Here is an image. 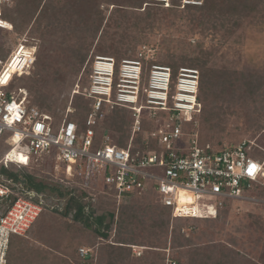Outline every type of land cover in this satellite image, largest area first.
Listing matches in <instances>:
<instances>
[{
  "label": "rangeland",
  "instance_id": "374dc122",
  "mask_svg": "<svg viewBox=\"0 0 264 264\" xmlns=\"http://www.w3.org/2000/svg\"><path fill=\"white\" fill-rule=\"evenodd\" d=\"M139 1L14 0L7 10L6 18L12 23L16 22L18 30L15 27L13 32L0 29V59L5 60L23 39H27L30 45L36 47V62L27 74L15 79L11 90L25 89L30 105L51 114L55 125H59L65 118L75 119L79 113L86 116L91 110L92 101L81 93H84L88 86L89 69L98 57L113 58L117 68L124 60H141L144 61L145 70H142L140 79L139 105L147 106L151 74L155 66L169 68L173 76V71L167 63L180 61L183 55H186L184 52L191 51L189 48L185 49L186 47L182 46L184 44L180 45L181 32L187 29L179 20L171 19L164 23L159 32L143 31L142 27L135 29L129 26L130 23L121 29H116L114 24L112 27H106L114 6L133 7ZM205 2L206 0L201 6L187 7H203ZM98 6L105 17L100 27V31L105 30L103 36L96 27H92L95 25L94 14ZM187 7L180 3L181 10ZM211 11L218 13L219 23L227 19L228 30L224 35L232 32L234 36L227 43L211 38L202 41L204 33L199 35L197 40H190L191 49L197 52L196 55L200 53L197 47L202 42L208 45L205 50H214L209 65L218 74L217 80L207 86V101L199 100V90L200 108L190 122H183L184 131L197 132L202 144L218 148L247 142L252 145L257 156L264 157V0H214ZM86 12L89 16H86ZM170 37L171 41L173 39L175 42H170ZM105 45L112 48H107V53L99 52ZM118 49H121L122 53L127 50L129 57L118 59ZM170 50L175 60L168 58ZM188 64L189 62L186 63ZM183 68L193 69L190 66ZM183 68L171 79L166 110L144 108L140 118V131L136 134H133V112L127 107L114 106L105 109V116L97 126L107 121L116 111L126 113L129 120V140L134 138L140 145L144 139L150 137L152 131L161 125L165 126L170 120L174 97L177 96L179 73ZM252 69L257 73V78H261L259 84H240L238 79L241 74L252 72ZM194 70L200 74V70ZM223 74L225 79V76H221ZM74 91L81 93L74 94ZM216 99L218 103L214 106L211 103ZM225 102L227 103L223 106ZM69 109L73 112L68 114ZM118 136L112 135L113 143H118ZM5 149V145L0 143V157ZM257 160L260 161L259 158ZM17 172L37 182L46 183L48 187L59 189L65 196L58 200L59 195L52 194L55 209L46 211L26 237L16 240L17 243L11 249L10 264H104L101 252L105 246L115 241L116 227H113L109 240L93 242L91 245L87 243L89 246L85 245L86 241H83L84 244L80 242L79 239L83 240L87 231L74 222V212L64 216L71 201V196L68 195L71 188L66 181L72 180V176L65 171L57 172L53 160L45 157L29 168L17 169L10 165L3 170L5 175L12 178L16 177ZM62 179L64 183L61 182ZM100 194L105 198V194L99 192L96 194V200L102 198ZM140 202L144 205L146 203L142 200ZM220 215L219 220L211 218L207 221L170 219L165 249L157 248L159 246L156 242L149 244V241L143 238V248L131 247L132 259L127 264H146L148 260L149 264H160V258L161 264H172L178 256L171 246L172 231L180 225L182 233L187 237L193 227H198L196 236L199 238L196 244L204 248L207 246L208 254L214 256L212 262H216L222 254L227 255L229 251H233L234 255H245L243 264H264V235L252 227L256 221L264 224V184L255 187L247 194L246 199L225 203ZM105 218L110 225L111 216L106 213ZM93 229L94 226L91 231ZM76 249L78 253H75ZM81 249L89 250V253L95 256L85 259L87 257L81 256ZM186 259L184 256L182 262L177 264H189Z\"/></svg>",
  "mask_w": 264,
  "mask_h": 264
},
{
  "label": "built area",
  "instance_id": "2783aa9c",
  "mask_svg": "<svg viewBox=\"0 0 264 264\" xmlns=\"http://www.w3.org/2000/svg\"><path fill=\"white\" fill-rule=\"evenodd\" d=\"M13 1L0 0V29L8 32L14 30L6 18ZM203 2L181 0L183 7L201 6ZM148 3L171 6V0ZM35 62L36 47L27 39L5 60L0 59V74L10 76L7 84L0 85V139L5 138L9 146L0 158V177L15 185L11 188L0 179V264H10L13 239L26 237L42 215L54 207L17 189L14 178L3 173L10 165L29 168L45 157L53 160L57 172L65 171L73 181L81 179L82 188L112 196L118 203L130 195L155 192L162 206L172 210L173 218H215L225 203L246 199L256 186L264 184V160L251 155L252 145L243 142L214 148L202 144L197 132L184 131L183 122H190L200 108L199 71L181 69L170 120L152 131L140 145L131 138L125 148H120L106 137L95 149L96 126L104 118L105 109H131L135 120L133 134L140 131L144 108L166 110L171 70L155 66L147 106H143L139 105L141 60H124L117 68L113 58L98 57L92 66L90 85L83 93L92 103L86 114V129L81 130L68 118L55 125L51 114L30 105L25 89L11 90L15 79L27 74ZM182 86L192 89L181 90ZM72 112L69 109L68 114ZM252 165L256 168L254 174H249ZM61 182L64 183L63 179ZM80 253L85 258L89 250L81 249Z\"/></svg>",
  "mask_w": 264,
  "mask_h": 264
},
{
  "label": "trees",
  "instance_id": "16d2710c",
  "mask_svg": "<svg viewBox=\"0 0 264 264\" xmlns=\"http://www.w3.org/2000/svg\"><path fill=\"white\" fill-rule=\"evenodd\" d=\"M180 3L181 0H171V6L169 8H165L161 5L149 4L148 0H140L137 5L133 7H123L120 5H116L113 7L106 27H112V25L114 24L116 29H121L123 26H128V23H130L129 26L131 25L135 29L142 27L143 31L148 30L159 32L162 29L164 23L170 21L171 19L179 20L182 26L187 29L186 31L181 32L180 45L184 44L182 46L186 47L185 49L189 48L191 52H184L186 55H183L180 61H173L174 63L169 62L167 64L170 65V68L173 71L172 77L174 78L177 75L178 70L180 68H183V66H190V68L200 70L199 90L201 91V93L199 96V100L201 102L204 100L207 101L209 95L206 90L207 86L211 85L217 80L218 74L216 70L211 68L209 65L211 60L213 59L212 51L214 50L208 52L207 50H211L212 48L205 50L208 45L207 43L202 42L200 45H198V47L196 46L197 48H199L200 52L196 55L195 53L197 52L191 49L192 41L190 40L194 38L197 40V38H200V36L204 33L202 41H206L211 38L223 43H227V41L231 39L234 34L230 32V34L228 33V35H224V33L228 30L227 19H225L223 23H219L218 13L214 11L213 13L211 11V6L213 5L214 0H206L203 7H187V9L185 8L183 10H181L180 8ZM87 12L86 16H89V13ZM104 20L105 17L99 10L98 6V10L96 14H94L95 25L93 24V29H95L96 27L97 30L100 31V27L102 26ZM133 21L134 23L132 24ZM13 23L12 24L15 29L18 30L16 22L13 21ZM104 31H100L101 36H103ZM186 41L188 45L186 44ZM170 42L173 43L175 42V40L172 39L171 41L170 37ZM107 48L112 47H108L105 45L99 52L107 53ZM126 52L127 50L123 51L122 53L121 49H118L116 57L120 60L124 59L125 57H129ZM168 58L174 59L172 50L169 51ZM141 62L142 70H145L144 61ZM187 62H189L188 65H186ZM92 66L89 69L88 86L86 88H88L90 85ZM245 74L247 75L245 76ZM221 76H225V74ZM225 78L226 76L224 77V79ZM260 80L261 78H259V76L257 78V73H255L254 69H252V72L249 71L242 73L240 78L238 79L240 84L245 82H252L254 85H258ZM230 86L231 85H228V87ZM116 88L117 82L115 83V89ZM81 94L83 95V92ZM212 101L213 103L211 104L214 106L218 103V99ZM226 103L227 102L223 103L222 105L224 106ZM127 116L128 115L126 113L116 111L110 118H108L107 121L103 122L99 126H96L97 138L95 149L102 143L104 138H111L112 135L114 136V134L119 135L117 144L120 148H125L128 145L130 133L128 130L129 120ZM85 120L86 116L84 114L81 115L80 113L79 116L75 119H69V121L75 122L81 130L86 129ZM99 129L101 130L100 132L98 131ZM0 141V143H3L6 147L1 155L2 157L9 150V146L6 143L5 138L0 139ZM251 155L255 159L259 158L261 161L264 160V157L257 156V154L253 151ZM29 178L32 179L31 177ZM66 182L67 185L71 188V192H68V195H72V197L70 205H68L67 211L64 213V216H68L70 213L74 212V222L81 225L87 231L86 236L83 238V240L79 239L80 242L83 243V241H86L85 245H87V243L91 245L93 242L100 243L101 240H109L111 231H113V227H116L115 241H113L112 244L109 243V245L105 246V248H103V251L101 252V256L103 255L102 257L104 264H127L132 259L131 247L138 246L140 248H143V238H145V240H148L149 244H154V242H156L159 246L157 248L162 247L165 249V247L167 246L169 222L170 219H173L172 210L170 208L162 206L158 195L155 192H150L141 196L130 195L129 197L123 199L121 203H118L114 197L105 195V198H103L102 194H100V197L102 198L100 200H96L97 193L82 188L83 181L79 178H77V180L75 181L69 180ZM103 199L106 202H104ZM140 200H142V202H146L145 205L142 204ZM140 205H142L143 208ZM220 211L214 218L215 220L220 219ZM106 213L111 216L112 223H110V225L104 224ZM174 219L187 221H207L211 218L199 217ZM147 221H149V223ZM93 226L94 229L91 231V228H93ZM252 227L256 232L259 231L264 235V224L256 221ZM197 234L198 227H193V230L188 237L186 234L182 233L181 225L174 228V231H172L171 246L173 248V251L177 252L178 256L174 259L176 262L174 261L172 264H177V262L181 263V259H183L184 256L187 258L186 261L189 262V264H243L242 259L245 255L240 253H236L234 255L233 251H229L230 253H228L227 255L222 254L216 262H212L211 260L214 259V256L211 257V255L208 254L207 246L205 245L204 248L203 246H198L196 244L199 238L196 236ZM18 239L19 238L13 239L11 249L15 245V243H17ZM183 249H186V251H184ZM75 253H78L77 249ZM90 256L93 257L95 255L89 253L87 258L85 259H90ZM159 257H161V255ZM163 257L165 259V255H163ZM146 259L148 260V257H146ZM140 260L142 261V259ZM148 261H146V264H149ZM160 261L162 263L161 258Z\"/></svg>",
  "mask_w": 264,
  "mask_h": 264
},
{
  "label": "flooded vegetation",
  "instance_id": "af4514ba",
  "mask_svg": "<svg viewBox=\"0 0 264 264\" xmlns=\"http://www.w3.org/2000/svg\"><path fill=\"white\" fill-rule=\"evenodd\" d=\"M17 185V189L24 190L28 193L34 194V196L40 197L41 199L48 201V203L53 207V193H57L60 198H64L65 193L61 190L53 187H48L43 183H39L33 179H30L29 176H22L20 173L16 175V178L13 179Z\"/></svg>",
  "mask_w": 264,
  "mask_h": 264
},
{
  "label": "snow or ice",
  "instance_id": "6c2138e0",
  "mask_svg": "<svg viewBox=\"0 0 264 264\" xmlns=\"http://www.w3.org/2000/svg\"><path fill=\"white\" fill-rule=\"evenodd\" d=\"M13 71H15V69H13ZM9 79H10V76H9L8 73H2V74H0V85L7 84ZM17 118H19V117L17 116ZM10 123H11V121H10ZM21 159L23 160L24 158L21 157ZM255 168H256V165H252L251 166V169H249V174H254L253 170Z\"/></svg>",
  "mask_w": 264,
  "mask_h": 264
},
{
  "label": "water",
  "instance_id": "95a60500",
  "mask_svg": "<svg viewBox=\"0 0 264 264\" xmlns=\"http://www.w3.org/2000/svg\"><path fill=\"white\" fill-rule=\"evenodd\" d=\"M0 179H1L5 184H7L8 186H10L11 188H15V185H13L11 182L5 180V178H1V177H0ZM39 183H42V182L39 181ZM43 184H44V185H47L46 183H43ZM70 192H71V190H70ZM70 196L72 197V195H70ZM71 197H70V198H71ZM12 201H13V199H12ZM40 203L43 204V201H40ZM51 209L54 210V207L51 208ZM104 224H107V221H105Z\"/></svg>",
  "mask_w": 264,
  "mask_h": 264
},
{
  "label": "bare ground",
  "instance_id": "6f19581e",
  "mask_svg": "<svg viewBox=\"0 0 264 264\" xmlns=\"http://www.w3.org/2000/svg\"><path fill=\"white\" fill-rule=\"evenodd\" d=\"M181 90H186V91H191V87H188V86H182L181 88H180ZM183 98H185V97H183ZM189 99V98H188ZM184 100V99H183Z\"/></svg>",
  "mask_w": 264,
  "mask_h": 264
},
{
  "label": "clouds",
  "instance_id": "9594fccd",
  "mask_svg": "<svg viewBox=\"0 0 264 264\" xmlns=\"http://www.w3.org/2000/svg\"><path fill=\"white\" fill-rule=\"evenodd\" d=\"M19 139V138H18Z\"/></svg>",
  "mask_w": 264,
  "mask_h": 264
}]
</instances>
